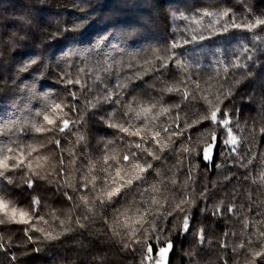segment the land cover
Returning <instances> with one entry per match:
<instances>
[{
	"label": "trees",
	"instance_id": "16d2710c",
	"mask_svg": "<svg viewBox=\"0 0 264 264\" xmlns=\"http://www.w3.org/2000/svg\"><path fill=\"white\" fill-rule=\"evenodd\" d=\"M225 9L231 10L225 18L229 23L232 16L238 23L250 22L248 10L252 16L264 15V0H0V147L16 149L10 153L5 148L8 156L19 157L23 152L26 160L23 167L7 170L12 184L0 182L11 202L8 215L0 211V244L4 245L0 264H142L149 243L154 257L164 246L150 232L154 223L167 228L164 236L174 244L167 264H252L254 253L264 249L260 236L264 233V27L232 29L187 45L181 36L187 35L191 23L181 19V13L191 16L207 10L219 14ZM77 23H83V28L49 42L58 27L72 28ZM101 36L108 39L100 40ZM173 40L181 43L180 58L199 67L193 76L200 79L205 93L231 87L233 94L224 107L240 139L238 155L229 156V149L220 143L213 162L202 159L201 133L211 130L208 124L174 137L173 147L161 151L168 144L167 136L162 134L159 144H145L141 137L152 136L153 127L158 130L166 125L168 116L147 127L133 120L126 125L129 131L121 133L101 122L116 105L111 109L102 105L103 111L86 106L105 84L115 85L137 72L144 76L133 95L159 100V90L178 81L180 74L174 67L171 74L153 73L145 61L153 59L154 52L164 54ZM88 49H94L89 56L74 54ZM31 59L38 63L19 72ZM61 60L62 66L92 70L91 80L83 77L92 85L88 92L59 82L56 65ZM233 64L240 67L232 68ZM109 65V71H104ZM224 67L229 68L227 76ZM95 75L101 80L95 81ZM72 91L80 93L78 101L71 98ZM45 96L64 105L63 118L76 121L66 132L49 125L43 115L37 116L43 112L60 119L61 114L46 109ZM72 104L78 111H70ZM162 104L181 105L170 115L180 112L182 125L205 111L203 101H185L177 93H165ZM124 119L115 117L111 122L123 123ZM36 127L46 130L38 132ZM219 135L224 138V132ZM56 140H60L59 147ZM189 146L201 153L199 158L195 153L188 157ZM149 151L161 159L153 162L145 179L126 186L119 197L101 206L99 198L118 187L121 176L126 182L136 175L137 165L150 159ZM131 152L139 158L126 164L123 156ZM30 173L32 187L25 183ZM206 189L208 194L202 197ZM34 197L39 204L33 205ZM183 199L196 201L192 228L186 235L176 230L185 213L169 216ZM228 207L234 211L229 213ZM11 208L16 209L15 220L10 218ZM21 211L29 223L17 222ZM61 220L73 231L59 240L47 239L49 233L61 231Z\"/></svg>",
	"mask_w": 264,
	"mask_h": 264
},
{
	"label": "snow or ice",
	"instance_id": "6c2138e0",
	"mask_svg": "<svg viewBox=\"0 0 264 264\" xmlns=\"http://www.w3.org/2000/svg\"><path fill=\"white\" fill-rule=\"evenodd\" d=\"M249 15L251 17L250 22H237V17L232 16L231 22L229 23L228 20H226V17H230L231 10L225 9L219 14L207 10L203 11H197L195 14L188 16L184 13L180 14L181 19L185 21H190V25L187 29V35L181 34L182 36V43L184 45H187L192 42L196 41H205L207 39H210L211 36L217 35L220 32H228L232 29H244V30H254L257 28L264 27V15L260 16H252L251 10H248ZM175 16V13H173ZM208 20V23L205 25L204 21ZM192 25H199V27H192ZM83 23H77L72 28H57V31L50 34L49 36V42L51 41H59L61 38L66 37V34L69 32H76L79 29L83 28ZM207 32L208 35H205L204 33ZM100 40H106L108 37L101 36L99 37ZM98 43V42H97ZM181 48V43L173 40L170 42V44L167 46L165 50H163L164 54H157L153 53V59L146 60L145 63L150 65L149 71L155 73V72H162L171 74L173 67L179 72L180 77L179 80L176 81L172 85H167L159 90L160 92V99H155L154 96H147L146 98H141L142 94L133 95V93L136 91L137 88L141 86L142 83V77L144 76V73L137 72L135 77H129L125 81H120L115 85H107L105 84L103 89L99 92V94L94 97L92 100H87L86 106L91 109H98L103 111L102 105L107 104L109 106V109L112 108L113 105H116L117 108L114 111H109L107 113V117H101V122L107 124L108 127L113 129H118L121 133H126L129 131L128 127H126L127 124H132L133 120L135 121H142L143 124L147 127L150 125L153 121L168 116V123L164 126H160L157 130L156 127H153L152 136L144 135L141 138L143 139L145 144L153 143V144H159V138L163 134L168 137V144L164 146V148H161V151H164L166 148L171 149L173 147V138L174 137H183L185 133H188L190 130H193L196 128V126L203 127L205 124H208L211 128L210 131H205L204 133H201V144L202 147V159L204 161L213 162L215 159L214 153L216 148L220 143H223L226 148L229 149V152L227 153L229 156L232 155H238L239 152V144L240 139L238 136L234 133V127L233 122L231 120V113L226 110L224 105L227 103L228 99L232 96V89L231 87L224 89L222 86L217 89L216 94L209 92H204V90L201 88V81L198 78H195L193 76V73L200 71L198 66H192L186 63L184 60L180 58V54L178 53L177 49ZM94 52V49H88L82 53H74L77 55H85L89 56ZM249 60H252V57H248ZM38 63V59H31L29 62L25 63L20 69L19 72H26L29 68L32 67V65H36ZM63 61L57 62V69H58V78L59 82L64 84L66 87H73L79 86L80 89L84 90L85 92H88L92 85L87 84L86 81L83 79V77L87 76L88 79H92V70L87 67H79V66H68L64 65L62 66ZM131 66V65H130ZM70 67H75V71H70ZM232 68H239L240 65L233 64L231 66ZM111 68V65L106 67L104 71H109ZM50 70V69H49ZM218 75H219V70ZM223 72L225 76L229 73V68L224 67ZM40 76H43V73H40ZM39 78V77H37ZM135 79L138 81V83L133 84L131 81ZM101 80V77L99 75H95V81ZM225 83L227 80L224 81ZM239 83V82H237ZM191 86V87H190ZM34 88V85H33ZM204 93L202 95H197L196 93ZM165 93H177L182 94L183 100H192L196 103H199L203 101V104L205 106V111L202 113L196 114L198 118L193 119L191 123H187L186 120L183 122L182 125V117L180 115V112L176 113L175 117H172L170 114L172 110L180 109L181 105L176 104L170 107H164L162 104V100L164 98ZM80 93L78 91H72L70 93V96L72 99L77 100L79 99ZM46 101V109L51 108L53 110L54 114H61L60 119H52L49 118L48 115H45L43 112H38L37 116H44V119L47 121L49 125H53L54 128L58 127V131L60 133H64L67 130L70 129V125L73 123H76V121H70L69 119L63 118V110L64 105L60 103H56L54 101H48V97H44ZM70 111H78L75 104L68 106ZM115 117H121L126 118L124 119L123 123H114L111 122ZM35 127V125H34ZM46 129H42L39 127H36V131H45ZM220 132H224V138L221 139V136L219 135ZM261 133L264 134V128L261 129ZM136 135H140V132L137 131L135 133ZM82 139V138H81ZM189 141H191V136H189ZM56 145L60 146V140L55 141ZM5 148L8 152L14 153L16 151L15 148L5 146L0 147V182H3L4 180H8L9 184H12L13 181L9 180L7 177V170L10 167H16L20 168L23 167L26 163L24 153L21 152L19 157L16 156H8L4 155ZM137 149L141 148L140 144L136 145ZM188 157H191L193 153L197 155L199 158L201 153L197 152L196 149L189 146L188 149H186ZM148 157H150L149 160L145 161L143 166L138 167V173L134 175L131 179L124 181L123 177H120V184L118 187H116L114 190L107 193L106 196H101L99 198V203L101 206H104L108 201H111L121 194L122 189H124L128 185H133L135 182H142L145 179V174L148 173L150 170L153 169L155 161H159L161 157L159 155L154 154L153 152L149 151L146 153ZM139 158V154L137 152H131L130 154L126 153L123 156V161L126 164H130L132 161L137 160ZM60 163L63 164V159L60 160ZM251 163V161H249ZM241 166H244L241 163ZM107 171V169H106ZM111 175V173H109ZM32 173L29 174V178L25 181L26 186L32 187L34 184V180L31 178ZM188 180L192 181L193 177L191 175V171H189ZM173 184L176 183L175 180L172 181ZM85 188H87V185H84ZM207 189L205 192L201 193L200 195L202 197L207 196ZM67 196V193H65ZM7 194L3 191V189H0V211H3L5 215H8V210L11 207V202L7 201L6 198ZM71 199V197H68ZM195 199L188 200L183 199L180 200L178 203H176L175 208L173 209L172 213H169V216L173 215L174 213H180L184 212L185 214L182 217V220L177 224L176 230L186 235L189 231H191L192 228V220L194 219L192 212L194 211L195 206ZM39 204V200L37 198H33V205ZM188 208V210L185 212V208ZM233 207H228V212H233ZM220 209L216 210V213H219ZM11 219L15 220L16 215V209L11 208ZM33 213H35V208H33ZM20 221L17 222H23L25 224L29 223L28 220L24 219L26 213L20 212ZM159 216L160 219H167V217H164L160 215L159 213L156 214ZM3 222V221H0ZM76 223L79 225L80 228H84L85 225L81 224L79 221H76ZM247 227V225H245ZM60 229L61 231L57 235H52L49 233L47 235V239L49 240H59L61 237H65L68 233H71L73 229L71 227H68L65 225V222L63 220L60 221ZM167 231V228L164 227H157L154 223L153 228L150 230L152 235H155L156 241L160 244H163L164 246L159 248L158 253L156 254V257L152 255L153 253V245L151 243L148 244L147 253L145 254L142 264H144V261L152 262L154 261V264H166V259L168 257V254L170 250L173 249L174 244L171 239H168L164 236V233ZM204 229L201 228L199 230V236L201 239H203L204 236ZM261 237H264V233H260ZM29 240L31 237H28ZM79 243V242H77ZM137 243H141L137 241ZM243 246V245H242ZM250 246V245H249ZM4 247L3 244H0V248ZM39 251V249H37ZM256 258H259L260 260H264V249L261 251H257L254 253V258L252 260V264H257Z\"/></svg>",
	"mask_w": 264,
	"mask_h": 264
},
{
	"label": "water",
	"instance_id": "95a60500",
	"mask_svg": "<svg viewBox=\"0 0 264 264\" xmlns=\"http://www.w3.org/2000/svg\"><path fill=\"white\" fill-rule=\"evenodd\" d=\"M167 264V263H166Z\"/></svg>",
	"mask_w": 264,
	"mask_h": 264
}]
</instances>
